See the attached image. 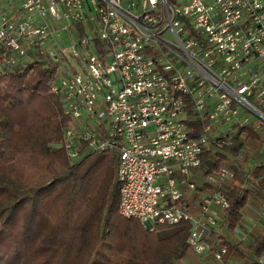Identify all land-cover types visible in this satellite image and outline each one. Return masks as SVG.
<instances>
[{
	"label": "built area",
	"instance_id": "obj_1",
	"mask_svg": "<svg viewBox=\"0 0 264 264\" xmlns=\"http://www.w3.org/2000/svg\"><path fill=\"white\" fill-rule=\"evenodd\" d=\"M45 55L67 157L115 148L121 214L185 220L190 249L205 254L229 199L198 188L202 150L229 145L238 125L264 130V0H0V70ZM233 174L221 163L210 178ZM250 264H264V248Z\"/></svg>",
	"mask_w": 264,
	"mask_h": 264
},
{
	"label": "trees",
	"instance_id": "obj_2",
	"mask_svg": "<svg viewBox=\"0 0 264 264\" xmlns=\"http://www.w3.org/2000/svg\"><path fill=\"white\" fill-rule=\"evenodd\" d=\"M56 67L45 55L0 70V264H180L192 255L213 264L220 243L225 263L235 254L250 264L264 232L245 241L231 234L251 198L264 202V130L238 125L227 131L229 145L203 148L194 180L223 190L229 204L224 232L212 233L198 255L186 240L187 221L147 227L121 214L115 148L67 157L60 140L68 115L50 88ZM221 163L234 174L219 183L210 174Z\"/></svg>",
	"mask_w": 264,
	"mask_h": 264
},
{
	"label": "rangeland",
	"instance_id": "obj_3",
	"mask_svg": "<svg viewBox=\"0 0 264 264\" xmlns=\"http://www.w3.org/2000/svg\"><path fill=\"white\" fill-rule=\"evenodd\" d=\"M82 23H77V27L81 28ZM75 28L72 29L70 35H62L60 36V40L62 41V46L67 47L71 43L72 40L76 38ZM62 63H71L72 68L75 66L74 58L68 54V58H64L61 60ZM200 121H197L195 124L198 125ZM223 124L220 125V128ZM228 129V126L224 125L218 131H223ZM255 231L264 232V202L260 200H255V198H251L247 205L244 208L243 219L241 224L238 226V231L233 232L231 235L235 239H242L243 241L248 240L252 235H254ZM254 253L253 251H251ZM244 258L239 257L233 254L226 263L224 264H241ZM211 261V260H210ZM213 264H223L221 261L215 260L211 261ZM180 264H209V262L201 260L196 257V255L186 256L181 259Z\"/></svg>",
	"mask_w": 264,
	"mask_h": 264
},
{
	"label": "water",
	"instance_id": "obj_4",
	"mask_svg": "<svg viewBox=\"0 0 264 264\" xmlns=\"http://www.w3.org/2000/svg\"><path fill=\"white\" fill-rule=\"evenodd\" d=\"M143 224H144L145 226L149 227V226H150V221L145 220V221L143 222Z\"/></svg>",
	"mask_w": 264,
	"mask_h": 264
},
{
	"label": "crops",
	"instance_id": "obj_5",
	"mask_svg": "<svg viewBox=\"0 0 264 264\" xmlns=\"http://www.w3.org/2000/svg\"><path fill=\"white\" fill-rule=\"evenodd\" d=\"M257 200V199H256Z\"/></svg>",
	"mask_w": 264,
	"mask_h": 264
}]
</instances>
